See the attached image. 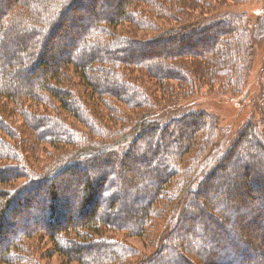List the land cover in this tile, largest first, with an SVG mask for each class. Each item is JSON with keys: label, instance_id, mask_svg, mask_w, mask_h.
Instances as JSON below:
<instances>
[{"label": "trees", "instance_id": "16d2710c", "mask_svg": "<svg viewBox=\"0 0 264 264\" xmlns=\"http://www.w3.org/2000/svg\"><path fill=\"white\" fill-rule=\"evenodd\" d=\"M91 1L0 3V263L33 262L25 256L33 253L26 242L40 235L53 253L79 264L87 263L81 260L86 254L89 264H240L249 251L264 258V111L226 150L213 139L214 118L183 115L208 133L201 137L167 112L198 81L242 93L254 43L249 16L235 9L253 0H104L110 10L96 9L92 19L96 10H87L77 33L65 30L64 18ZM158 47L164 55L152 56L150 49ZM35 57L29 68H18ZM38 65V76L24 75ZM19 115L20 126L14 121ZM47 125L53 131L43 133ZM42 152L46 161L36 171L29 159ZM236 155L242 173L217 178V191L201 188L221 173L227 156L233 167ZM78 173L89 179L65 190L62 201L56 187L65 177L76 181ZM19 178L25 182L17 184ZM229 184L241 190L216 201ZM75 190L78 215L97 205L84 220L68 217L72 209L64 200ZM21 208L43 217L24 220L11 239L4 237L16 230L12 219ZM120 212L126 217L117 223ZM251 225L257 236L248 234ZM107 231L142 238L154 251L141 254Z\"/></svg>", "mask_w": 264, "mask_h": 264}, {"label": "rangeland", "instance_id": "374dc122", "mask_svg": "<svg viewBox=\"0 0 264 264\" xmlns=\"http://www.w3.org/2000/svg\"><path fill=\"white\" fill-rule=\"evenodd\" d=\"M2 1L3 0H0V3ZM6 1H9V0H6ZM78 7H79V5H78ZM85 9H84V11L83 10L80 11L78 8L74 7V9L71 11V17H69L70 19L64 18L63 25L65 27V30H69L72 32L74 31L73 33H77V27L85 19H88L87 10L98 9L99 10L98 14H101V12L104 10H106V11L110 10V7L108 6V4H106V2L104 0H95V1H93V4L91 1V3L86 5ZM227 9L228 8L223 9L221 11H224ZM235 10H237L238 12H245L249 16V25H251L252 31H253L254 49H253L252 63H251L249 73H246V72L244 73L245 75L243 77H246V76H248V77H247V80L244 81L242 93L240 95L233 96L230 93H226V90H224V92H223L222 91L223 87L221 85L216 84L214 86H210L209 84H205L204 82L198 81V83H196L192 93H190L187 96H184V98H182V99H178L177 105L170 107L173 110H170V112H169V110L167 111L169 113V116L174 115V116H176V119L182 118L183 115L187 112L188 113L189 112L206 113L208 116H210L211 121H212V118H214L217 125H218V129H217L218 132L217 131L214 132L216 134L214 135L215 138H213V139L217 143L220 142L219 143L220 146L218 147L219 149L222 146H224L223 150H226V148L230 144H232L234 140H235V145H238L237 144L238 141H236V140H237V137L239 135L238 133L241 131L243 126L248 122H254L256 125L259 122V117H260L259 114L260 113L262 114V112L264 111V0L250 1V2L246 3L245 5L237 7ZM79 16H80V18H78ZM96 17H97V10L95 12L93 11V15L91 16V19L96 18ZM72 20H74L76 23L74 26L72 25ZM259 23L263 24V27H262L263 30L259 29L257 27V25ZM150 36H152V35H148L146 38H149ZM196 45H194V46L196 47ZM163 50H165V49H162L159 47L154 48L152 50L150 49L151 53L153 54L152 56H156V57H158L160 55H164ZM44 58H46V57H44ZM36 61H37V58L32 60L30 63L29 62L25 63V65H23V66L19 65L18 68L19 69H20V67H22L23 69L29 68L30 66L35 64ZM187 66H190V63H188ZM40 68H41V66L38 65L37 68L32 69L34 71H32L31 74H28L25 71L23 73H24V75H26V77L33 78L34 76L36 77L40 74ZM34 81H36V80H34ZM24 83L27 84V82H25V81H24ZM21 85H24V84L21 83ZM181 87L185 88L186 84L184 82H182ZM81 97L82 96H80V99H81ZM26 105H28V103ZM30 106H31V104H30ZM39 111H41V110H39ZM42 111L46 113V112H48V109L43 108ZM15 118H17L14 120L17 122L16 125L20 126L22 116L19 115ZM261 118H262V115H261ZM183 119L186 120V122L188 123L187 129L189 131H194L193 133H196L201 137H205V135H208L207 132L202 131L199 128L198 122L189 121L188 117L182 118L181 120H183ZM100 121L102 122L103 120H100ZM162 121L163 120H161V122ZM180 122L181 121H179L177 128L179 126H181ZM258 128L261 130L260 126ZM52 131H53L52 128L48 125L45 126L44 129H42L43 133H48V132L50 133ZM140 140H142V139H140ZM11 142H13L16 145V143H18V142L21 143V142H23V140H20V141L11 140ZM243 147H245V145H243ZM62 148L67 150L68 146L62 145ZM125 149L126 148L125 147L123 148V146H122V148L121 147L118 148L117 152H120L119 153L120 160L125 159V156H124ZM128 150H127V152H128ZM22 153H24V152H22ZM216 153H213L211 156H209V158H211ZM43 154H44L43 152L41 154L39 153V155H40L39 157L42 156L41 158L38 157L37 159H32V158L29 159V161L31 162L32 168L36 171H38V168L42 167L44 165L43 163L46 161L43 159ZM239 156H241V155H236L233 158V160H231L235 163V165L233 167H230L229 165H227L229 162L228 156H227L226 159L224 160L223 165L219 169L221 171V173H217V175L214 176V179H211L206 184L202 185L201 188H207V186H208V188H213V189L215 188V190H216L217 185H218L217 184L218 183L217 178L219 179L221 176L224 177L225 175H227V173L230 174L231 171L236 172L235 169H237V172H240V170H241V173H242V166L240 164V159H238ZM228 166H229V168H227ZM255 166H256V164H255ZM252 170H253L252 172H255V169H252ZM203 173L204 172L201 173V176H203ZM78 174H81V175H77L78 179L77 180L75 179L76 181L72 182L71 181L72 178H66L65 177L64 180L62 182H60L61 185L58 184V187H60V189L57 190V187H56V191H58V195L61 198V200H62V196H64V193H66L68 191V189L74 188V187L76 188L77 187L76 183L79 182L80 184H82V183H85L86 179H89V178L85 177L86 175H83L84 173H78ZM160 178H164V176H160ZM214 181H215V183H214ZM22 182H25L24 178L17 179V184H20ZM15 185H16V182H15ZM244 188L245 187H242V190L248 191L247 189H244ZM224 189L225 190L223 192L219 193L220 195H218L217 198L215 197L216 201L222 200L228 194L233 196L237 190H239V189L241 190V188H239V187L232 188L231 184H229L228 186H225ZM61 190H62V193L60 194ZM65 190H67V191H65ZM71 193L72 194L70 195L68 192L69 198L67 200H64L66 206H68V207L70 206L72 209L71 215H69L68 217H70V219H72L73 221L78 220V219L79 220L86 219L89 216L87 213L88 212H89V214L92 213L97 205L92 203L91 205H89V208L86 210L85 215H83V216L78 215V212H79L78 202H80L79 192L76 193V190H75ZM37 194H38V196L39 195L42 196L43 192L38 191ZM251 195H252V198H253V196L257 198L256 192H251ZM204 197L207 199L210 198V196H208V195H205ZM229 199L232 200L233 198H229ZM61 200H60V202H61ZM246 200L247 199L245 198V196H243L242 204H247L248 200L247 201ZM255 201H257V199ZM240 202H241V200H240ZM102 206H103V209H105L104 208L105 205L101 204V207ZM23 209L24 208L16 209L17 210L16 213H18L16 215L17 216L19 215V217L17 219H15V217L12 219L16 224V227H17L16 230H14V229L13 230H6L4 232V235H3L4 237L9 236L10 232L12 235L16 231H19V229H22L23 226H21V224L24 220L32 221L33 218L43 217V214L40 211L33 210V211H30L29 213L25 214L24 213L25 210H23ZM103 209L99 208V210H97V213L100 214ZM193 209H197V208H193ZM35 212H37V213L35 214ZM125 217H126L125 213L120 212L117 216L114 215L113 219L118 221L117 223H121L119 221V219L123 220ZM58 221H59V219H58ZM59 222H61V221H59ZM58 225L59 224H57L56 226H58ZM247 229L250 231V233L248 232L250 237L254 236V235L257 236L256 232H254V225L249 226ZM105 232L106 231L103 230L102 235H101L102 238L104 237L103 233L105 234ZM216 232H217V230H215L214 234ZM259 232L260 231L258 230L257 233H259ZM214 234L210 233L209 238L213 237ZM107 236L110 237L111 240L116 241V242L120 241V243H124V244H126L127 247L132 248V249H134L140 253L142 252V253L149 254V253L154 251V248H152L153 246H147L146 243H144L145 242L144 239L139 238V237H134V236L133 237H127V236H125L124 233H122V231L114 232V233L108 232ZM8 238L11 239L12 236H9ZM35 238H37V239H31L30 241L26 242V244L29 243V245L32 246L33 253H31L30 251H27V253L25 255L26 257L33 259L34 263L31 261H28L27 263L22 262L21 264H79L78 261H73V260L68 259V258L65 259V257H63L62 255H60L58 253L57 254L53 253L52 252L53 251L52 246H51L52 243H51V241L49 242L47 240L48 237H46V235L45 236L40 235L39 237H35ZM94 238L97 239V236H95ZM262 248H264V247H262ZM226 251H225L223 257L228 256L227 254H229V253ZM256 253L257 252H250V251L247 252V254L249 255L248 261H247L248 264H261V262L263 261L264 258L258 257V255H256ZM83 256H82L81 260L84 261V263L87 262L86 264H89L92 260L91 257L87 254L85 257H83ZM133 262H134V260H133ZM247 263H245L244 261L242 262V260L240 261V264H247ZM92 264H95V263H92Z\"/></svg>", "mask_w": 264, "mask_h": 264}, {"label": "bare ground", "instance_id": "6f19581e", "mask_svg": "<svg viewBox=\"0 0 264 264\" xmlns=\"http://www.w3.org/2000/svg\"><path fill=\"white\" fill-rule=\"evenodd\" d=\"M231 145V144H230Z\"/></svg>", "mask_w": 264, "mask_h": 264}]
</instances>
